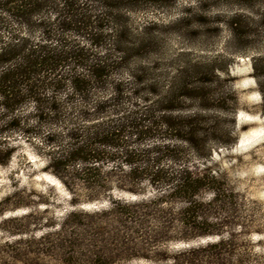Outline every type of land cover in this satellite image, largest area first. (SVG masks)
Here are the masks:
<instances>
[{
    "label": "trees",
    "instance_id": "1",
    "mask_svg": "<svg viewBox=\"0 0 264 264\" xmlns=\"http://www.w3.org/2000/svg\"><path fill=\"white\" fill-rule=\"evenodd\" d=\"M177 1L0 0V164L13 142L28 145L69 208L48 219L47 198H6L0 213L29 211L0 221L15 237L0 243V264H253L246 246L262 230L240 225L236 252L235 232L224 229L239 195L210 164L216 148L235 143L234 122L221 132L203 113L239 111L229 84L222 96L212 85L223 82L219 56L169 55L158 20L131 21ZM242 21L227 22L234 38ZM203 238L215 241L193 245Z\"/></svg>",
    "mask_w": 264,
    "mask_h": 264
},
{
    "label": "rangeland",
    "instance_id": "2",
    "mask_svg": "<svg viewBox=\"0 0 264 264\" xmlns=\"http://www.w3.org/2000/svg\"><path fill=\"white\" fill-rule=\"evenodd\" d=\"M186 8L191 16L182 23L173 24ZM264 13V0L240 7L227 0L197 7L190 0H178L167 10H147L131 16L134 25L147 20H158L160 32H164L162 51L169 55L186 52L196 58L213 59L219 56L216 65L219 80L214 85L217 96L223 95L225 84L230 85L239 111L233 117L224 116L218 111H206L203 115L214 119L221 132L234 122L232 137L235 143L229 147L216 148L211 158V166L224 176L238 193L236 216L224 230L235 232L236 248L239 252L242 235L239 226L247 229L262 230L261 236L250 235L247 244L250 262L264 264V95L261 86L252 71L253 58L257 68L264 65V22L259 15ZM243 19L238 29V38H234L227 25L233 15ZM237 33V32H236ZM240 52V53H239ZM227 69L225 74L222 70ZM15 152L5 164H0V210L9 206L5 199L13 193L20 196L32 193L33 200L47 198L49 205L44 218L58 220L69 208L67 196L61 186L51 176L41 171V160L35 157L28 145L12 143ZM17 199V197H16ZM14 199H10L13 202ZM32 210L41 213L44 205H33ZM94 205L84 206L90 210ZM29 209H6L0 213V221L7 217H19ZM5 227V226H4ZM40 232H36L38 236ZM15 237L1 232L0 243L12 241ZM215 241L203 238L193 245Z\"/></svg>",
    "mask_w": 264,
    "mask_h": 264
}]
</instances>
